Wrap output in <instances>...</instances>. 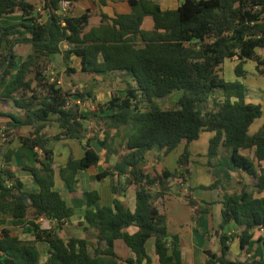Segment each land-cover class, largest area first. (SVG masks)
Here are the masks:
<instances>
[{
	"label": "trees",
	"instance_id": "obj_1",
	"mask_svg": "<svg viewBox=\"0 0 264 264\" xmlns=\"http://www.w3.org/2000/svg\"><path fill=\"white\" fill-rule=\"evenodd\" d=\"M62 1L44 0L41 11L47 19L42 21L40 12L36 14L38 8L27 0H0V21L17 12L27 21L4 30L12 38L0 36V98L13 99L22 91L26 94L14 99L24 116L8 114L7 128H32L30 136H21L19 141L34 152L39 167L25 169L40 188L38 192L29 191L14 173L0 168V264H41L39 242L49 248L45 264H149L146 246L150 240H154L155 254L165 261L179 243V238L168 230L165 199L174 182L182 186L190 178L189 147L204 132L214 134L208 157L217 163L208 164L215 181L202 189L220 191L223 207L221 251L207 252V264H264V260L250 257L255 230L263 232L260 240L264 250V126L250 134L263 111L261 105L247 102V89L242 82H229L221 75L224 63L233 59L238 62L235 72L239 79L246 76L244 67L250 60L257 63L259 74L264 73V60L256 53L257 49H264V0H180L172 10H163L153 0H129L130 14L114 18L102 14L100 27L87 33L91 12L62 15ZM67 1L73 6L84 0ZM99 1L104 5L108 0ZM146 17L154 21L152 31L142 29ZM23 45H29L32 51L10 80L16 67L13 49ZM63 45L68 48L63 50ZM58 54L63 56L67 73L75 71L70 64L78 58L82 72L106 77L125 71L134 86L124 96L114 94L96 111L68 106L74 98L81 102L92 100L100 82L93 79L90 88L64 91L59 80H52L47 73L52 57ZM34 83L36 87L32 86ZM177 92L182 95L175 104L159 105L158 100ZM92 120L102 124L94 140L106 157L119 153V139L130 151L114 167L98 175L100 180L110 177L114 181L112 192L116 198L112 207H101V196L95 190L84 193L82 200H75V207L85 203L87 210L81 226L87 225L86 231L95 233L96 244L82 237L65 240L58 234L75 210L56 189L54 151L50 145L63 139L85 140L86 123ZM50 123L60 129L53 137L44 134ZM8 137L6 129L0 139V159L6 164L13 156V150L3 151L11 143ZM180 146L184 153L178 162L179 171L146 173L148 154L158 153L160 161ZM84 149L83 158H70L60 169L65 189L71 193L76 189L79 173L101 161L89 141ZM252 150L255 158L243 154ZM242 172L249 179L241 183L240 192L229 193L235 181L233 174ZM132 186L136 187L134 211L119 199ZM190 204L195 202L190 200ZM30 216L33 220H29ZM39 218L57 222L58 228H41L36 223ZM231 223L238 233L226 230ZM27 225L34 230V240H21L11 234L9 227ZM132 226L137 232L126 233ZM235 239L239 240L242 256L231 260L230 245ZM118 240L126 243L133 257L121 260L115 252Z\"/></svg>",
	"mask_w": 264,
	"mask_h": 264
},
{
	"label": "crops",
	"instance_id": "obj_2",
	"mask_svg": "<svg viewBox=\"0 0 264 264\" xmlns=\"http://www.w3.org/2000/svg\"><path fill=\"white\" fill-rule=\"evenodd\" d=\"M27 2L35 5L36 9L42 7L44 4V0H27ZM167 3L168 6L166 5ZM179 4L180 0H166L164 3H160L159 5L163 10H172L176 9ZM87 11L91 12V17L89 18L88 25L85 29L86 33L94 28L100 27L102 24V14H105L110 18H114L116 15L130 14L132 8L129 0H108L104 5L101 4L99 0H84L70 6V16H80ZM36 14H38L37 11ZM22 23H27V21L22 17L20 12L5 16L0 21V36L2 35L6 38H12L10 34L8 32H4V30ZM142 29L144 31H152L154 29V21L152 17L145 18ZM67 48V45H63V50ZM1 50L2 52L4 51V45ZM31 51L32 50L29 45L16 46L13 49V53L16 56V67L13 70L10 80H13L16 77L19 66L26 60ZM237 63L236 59L227 60L222 66L221 75L225 79L227 78L225 69L228 66L229 79H226V81L234 82L239 80L242 82L247 89V102L261 105L263 116L262 118L256 120L250 129V134H254L264 126V73L259 74L258 71L249 72L245 70L246 76L239 79L235 72ZM70 67L75 71L67 73V66L63 62V56L62 54H58L52 57V61L47 68V73L52 76H54V74L61 73V78L54 76L57 80H60V82H63L62 76H64V74H68V79H65L64 82L65 87L63 85V88L66 89H63L64 91L72 90L73 87L82 89L86 86L87 88H90L93 79L99 81L100 86L93 93V109L91 111L99 110L98 106L108 103L114 94L124 96L127 89L134 86L130 74L125 71H117L106 77H94L93 75L82 72L81 62L78 58L72 59ZM51 68L52 72L50 73ZM30 78H33V76ZM32 86L36 87L37 85L34 83ZM178 94L179 97L182 95L181 92H177L170 97ZM25 95V92L22 91L15 94L13 99L0 98V139L2 131L7 129L9 132L8 141L11 143H7L3 148V151L6 152V150H13L12 159L8 164L3 163V160L0 159V168L4 167L14 173L15 176L25 184L27 190L38 192L40 188L35 183L33 175L25 169L39 167L36 162V157L32 150L23 147L19 141V137L21 136H30L32 128H7V123L10 120L8 118V114H13L18 117L24 116V111L15 106L14 99H19ZM106 114L108 113H100V115ZM100 125L102 124L97 121H88L86 123L87 135L86 139L83 141L63 139L50 144L54 151L56 189L62 192L64 200L75 210V214L58 230L59 236L65 240L71 237H82L86 238L91 244H96L97 242L95 233L91 229L87 232V225H85V227L81 226V223L84 220L83 217L87 210L84 206L85 203L81 202L77 207H75V200H82L84 193L95 190L101 196V207H112L114 205L116 195L112 192V183H114L113 179L108 177L100 180L98 179V175L114 167L115 164H117L120 159L127 155L130 151L125 147V144L122 143V139H119L116 141L119 153L106 157L102 146L99 142L94 140V135L102 130L99 127ZM59 131L60 129L56 124L50 123L47 124V127L44 129V134L48 137H53L59 133ZM126 131L127 130L125 129L124 132ZM205 133L207 132L202 133L200 139L196 141L199 142L204 137V146L206 145V149L204 148L201 154L199 153V149L193 148L191 150V145L189 147L191 153V163L189 167L191 171L190 178L187 183H184L182 186L174 182L171 185L170 194L166 197L164 203V210L168 216V230L171 235L179 238V243L172 247L169 253V258L162 262L154 252V240H150L146 246L147 254L151 259L149 264H207V252L220 254L221 248L219 235L222 233L220 226L222 224L223 209L220 204L221 192L218 190L210 191L202 189V187L210 186L215 181L212 170L208 164L217 163L210 160L208 157L209 141L214 134L209 132V134L205 135ZM87 141L90 142V147L101 156V161L96 167H92L88 171L79 173L76 189L73 193H71L65 189L64 182L60 177V169L66 166L70 158L78 160L85 156L84 146H86ZM246 152H252L253 155L250 157L255 158V150L243 152L244 155L249 156V153L247 154ZM183 153L184 147L180 146L169 155L162 156L160 161H157V157L160 156L158 153L152 152L148 154L145 167L146 173L151 175H155L156 173L163 174L166 171L176 173L180 170L178 162ZM262 166L264 168V161ZM203 176L205 183H202ZM233 176L235 178L234 183H239L240 186H242L241 183L246 182V176L244 175L241 178L240 176L237 177L234 173ZM115 181H118V177L115 178ZM169 181L171 182L172 178H169ZM230 188L229 193H237L241 191V188L240 191L237 192L230 190ZM262 196H264V194ZM119 199L122 202H125L128 208L134 211L136 207V187H130L125 193V196L119 197ZM190 200H193L195 205H191ZM29 220H33V216H30ZM36 223L43 229L58 228L57 222L48 221L45 218H39L36 220ZM9 228L11 230V234L21 240H34V230L30 225H27L26 227ZM228 229L229 233L239 232L233 223L226 227V230ZM1 230L2 227H0V232ZM137 230L138 229L136 227L132 226L127 228L125 232L132 235L136 233ZM253 234L254 237L250 245L252 254H250V257L257 260H264V250L260 240L263 236V232L255 230ZM235 240L232 241L230 245L229 258L231 260L239 259L242 256L238 246L234 247V244H238ZM37 246L41 255V264H45L48 259L49 248L43 242H39ZM97 247L98 246L96 245L94 249ZM115 252L121 260L133 257L132 251L123 240L116 241ZM239 253L240 257L237 258ZM245 258L246 257L244 256L243 259ZM143 264L148 263L144 262Z\"/></svg>",
	"mask_w": 264,
	"mask_h": 264
},
{
	"label": "rangeland",
	"instance_id": "obj_3",
	"mask_svg": "<svg viewBox=\"0 0 264 264\" xmlns=\"http://www.w3.org/2000/svg\"><path fill=\"white\" fill-rule=\"evenodd\" d=\"M154 2H156V3H164L166 0H153ZM167 6H168V3L166 4ZM38 14H39V12H38ZM40 17H41V20L42 21H46V19H47V14L46 13H43V12H40ZM256 53H257V55L259 56V57H263L264 58V49H257L256 50ZM262 58V59H263ZM264 60V59H263ZM48 68V67H47ZM245 70L246 71H249V72H256L257 71V63L255 62V61H252V60H250V61H248L247 63H246V65H245ZM47 72H48V69H47ZM52 72V68L50 69V73ZM225 74H226V79H229V73H228V66L226 67V69H225ZM61 73H58V74H54V76H56V77H58V78H61ZM51 78H52V80H55L56 78L54 77V76H52L51 74L49 75ZM65 79L67 80L68 79V74H64V76H62V80H63V82L61 81L60 82V80H59V84H60V86L63 88V85H64V82H65ZM100 86V85H99ZM64 87H65V85H64ZM91 87V86H90ZM63 89H65V88H63ZM78 89V87L77 88H75V87H73L72 88V90H69V91H72V92H74V91H76ZM66 90V89H65ZM74 90V91H73ZM95 91V90H94ZM178 97H179V94L178 95H175V96H173V97H168V98H165V99H162V100H158V103L161 105V106H167V105H171V104H174L175 103V101L178 99ZM177 98V99H176ZM99 125V124H98ZM100 127V126H99ZM207 134H209L208 132L207 133H205V135H207ZM204 135V136H205ZM193 148H196V149H199L200 150V154L202 153V151H203V149L205 148L206 149V145L204 146V137H203V139H201L199 142H196V143H192L191 144V147H190V149L192 150ZM194 153H195V151H194ZM247 154L249 153V156H251V155H253V153L252 152H246ZM177 154V153H176ZM208 159V158H207ZM215 160V159H214ZM235 175L238 177V176H240L241 178H242V176L244 175V176H246V178L247 179H249L248 178V176H247V174L245 173V172H242V174H239V173H235ZM202 183H205L204 182V176L202 177ZM240 188H241V186L239 185V183H234L233 185H232V187L230 188V190H232V191H240ZM234 226H235V224H234ZM236 227V226H235ZM235 241H237L238 242V244H234V247H237L238 246V248H239V250H240V253H241V249H240V245H239V240L238 239H236ZM240 253H239V255H238V257L237 258H239L240 257Z\"/></svg>",
	"mask_w": 264,
	"mask_h": 264
},
{
	"label": "built area",
	"instance_id": "obj_4",
	"mask_svg": "<svg viewBox=\"0 0 264 264\" xmlns=\"http://www.w3.org/2000/svg\"><path fill=\"white\" fill-rule=\"evenodd\" d=\"M70 6H71V2H69L67 0L62 1L60 3V14L70 16ZM38 12H44V11H41V7H40V8H38ZM67 105L68 106L78 105L81 110H90L91 111L93 109L92 100H88L86 102H81L78 98H74ZM2 134H3V131H2Z\"/></svg>",
	"mask_w": 264,
	"mask_h": 264
}]
</instances>
